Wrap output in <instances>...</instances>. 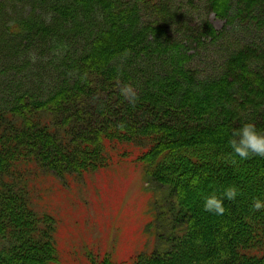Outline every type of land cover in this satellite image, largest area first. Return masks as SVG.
Wrapping results in <instances>:
<instances>
[{
    "label": "trees",
    "instance_id": "obj_1",
    "mask_svg": "<svg viewBox=\"0 0 264 264\" xmlns=\"http://www.w3.org/2000/svg\"><path fill=\"white\" fill-rule=\"evenodd\" d=\"M140 1L41 0L49 19L35 9L9 26L21 41L39 37L58 45L74 34L85 44L63 56L67 75L47 97L18 93L0 108V264L58 260L54 215L33 204L40 170L64 176L108 167L111 150L126 157L132 144L146 177L169 188L168 210L159 214L168 227L162 222L157 232L167 249L122 262L91 253L90 264H264V208H252L253 198L264 201V157L242 160L229 145L245 122L264 129V62L253 66L258 54L247 45L231 54L221 74L198 77L188 46L170 34L172 15L162 9L169 0H144L157 12L150 22L142 19ZM232 2L210 0L209 8L231 23ZM5 6L0 0V10ZM236 6L264 14V0H237ZM200 28L213 40L221 34L209 21ZM142 63L165 68L144 73L131 104L119 87L141 76ZM99 90L119 92L122 111L110 108V98L102 104L107 113H96ZM230 185L239 195L224 200V214L205 211V197Z\"/></svg>",
    "mask_w": 264,
    "mask_h": 264
},
{
    "label": "rangeland",
    "instance_id": "obj_2",
    "mask_svg": "<svg viewBox=\"0 0 264 264\" xmlns=\"http://www.w3.org/2000/svg\"><path fill=\"white\" fill-rule=\"evenodd\" d=\"M3 1L6 6L0 10V108L13 104L18 93L47 97L67 75L61 62L63 56L68 51L70 54L81 52L85 44V38H72L74 34L65 37L71 38L70 41L58 45L54 41L45 43L39 37L22 38V41L15 38L9 26L21 14L36 9L45 18L49 19L51 15L41 0ZM209 3L210 0H169L162 7L172 15L167 19L170 34L180 37L184 46H188L187 53L192 55L189 66L196 75L210 78L221 74L231 54L247 45L254 47L258 54L253 66L262 67L264 14L261 10L238 12L237 0H233L232 11L237 14L229 23L225 18L217 17ZM138 6L145 22L157 15L151 3L142 0ZM206 21L221 32L220 38L213 40L205 34L201 36L200 27ZM199 37L204 41L196 40ZM33 54L35 62L30 59ZM154 68L160 71L165 67L157 64L150 68L143 63L139 66L137 71L141 76L130 79L136 91L143 84L144 73L149 69L152 72ZM111 91L99 90L95 95L98 101L94 105L96 113L105 109L102 104L110 98L113 99L110 108L122 111L116 103L121 95ZM132 145L133 153L128 151L126 157L111 150L115 158L108 167L87 172L69 171L64 176L40 170L36 175L34 207L41 213L54 215L59 251L55 264H90L88 255L91 253H109L113 260L122 262L140 252L167 249L157 232L164 222L159 214L168 210L165 205L170 197L169 188L146 177L144 165L136 158L139 149ZM118 150L122 148L118 146ZM156 202L160 203L159 208ZM165 224L168 227L167 221Z\"/></svg>",
    "mask_w": 264,
    "mask_h": 264
},
{
    "label": "clouds",
    "instance_id": "obj_3",
    "mask_svg": "<svg viewBox=\"0 0 264 264\" xmlns=\"http://www.w3.org/2000/svg\"><path fill=\"white\" fill-rule=\"evenodd\" d=\"M126 58L130 55L127 50L123 54ZM30 59L35 62L36 57L33 54ZM120 94L126 101L135 104L138 100V93L135 86L129 82L119 87ZM229 145L236 156L242 160H247L252 156L264 157V129H259L255 121L245 122L241 127L233 130ZM235 165L237 161L233 159ZM239 195V189L235 185H230L220 194L212 193L205 197V211L213 212L217 215H223L226 211L224 200H235ZM252 208L259 211L264 208V201L260 198H253Z\"/></svg>",
    "mask_w": 264,
    "mask_h": 264
}]
</instances>
